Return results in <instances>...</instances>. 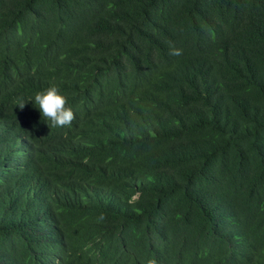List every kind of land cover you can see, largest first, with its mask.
<instances>
[{
    "label": "trees",
    "instance_id": "trees-1",
    "mask_svg": "<svg viewBox=\"0 0 264 264\" xmlns=\"http://www.w3.org/2000/svg\"><path fill=\"white\" fill-rule=\"evenodd\" d=\"M149 260L264 264V0H0V264Z\"/></svg>",
    "mask_w": 264,
    "mask_h": 264
},
{
    "label": "clouds",
    "instance_id": "clouds-1",
    "mask_svg": "<svg viewBox=\"0 0 264 264\" xmlns=\"http://www.w3.org/2000/svg\"><path fill=\"white\" fill-rule=\"evenodd\" d=\"M171 55L179 56L182 54L180 49L173 48L170 52ZM34 104L39 109L42 118L50 124V127H70L75 119V114L68 106V100L65 96L61 95L59 89L55 86H51L45 91H41L35 94ZM18 106L23 109L25 102H19ZM100 220L104 219V216L99 217ZM148 264H155V261L149 260Z\"/></svg>",
    "mask_w": 264,
    "mask_h": 264
}]
</instances>
